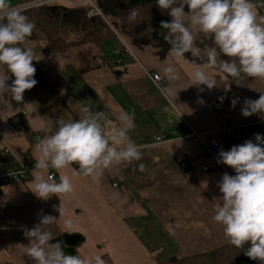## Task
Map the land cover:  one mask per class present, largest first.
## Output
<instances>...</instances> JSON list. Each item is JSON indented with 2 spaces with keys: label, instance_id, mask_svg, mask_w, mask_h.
<instances>
[{
  "label": "crops",
  "instance_id": "0c3cea01",
  "mask_svg": "<svg viewBox=\"0 0 264 264\" xmlns=\"http://www.w3.org/2000/svg\"><path fill=\"white\" fill-rule=\"evenodd\" d=\"M28 1L20 0L13 6ZM253 3L258 15L264 16V0ZM73 6L69 13L76 18L62 28L64 39L81 38L92 29L86 14ZM117 23L121 21L117 19ZM124 39L129 43L126 35ZM45 43V34L37 30L22 45L34 49L37 81L25 90L23 102L17 103L8 93L4 97L7 103L0 102V164L36 161L37 144L56 130L54 122L82 118L84 106L93 112L103 109L111 116L113 121L104 126L106 131L120 126L122 113L133 114L134 127L128 135L140 147L142 160L105 169L99 183L91 177L73 176V170H79L73 164L62 170L36 169L24 182L0 185V264H35L25 253L29 240L24 230L33 228L45 214L57 219L48 226L52 241L66 244L67 235L78 236L75 245H66L83 258L100 254L106 264H160L229 244L223 227L213 220L214 199L222 195L217 187L222 175L235 172L226 165L225 170L203 171L201 166L211 158L192 134L222 138L221 132L233 125L264 121V114L245 117L241 113L245 98L256 100L264 94V79L242 74L236 80L219 70L203 69L215 75L218 84L212 89L200 85L201 92L190 85L195 66L185 56L177 57L170 50L159 56L150 45L129 44L130 53L118 39L102 42L101 66L77 72L61 52L44 51ZM204 44L212 46L211 39L203 44L197 41L199 47ZM169 64L177 68L180 78L164 79L157 86L150 75L163 76ZM6 71V66L0 65V75ZM9 76L10 85L14 77ZM220 93L226 95L225 104L216 112L211 100ZM236 98L239 100L233 107L231 102ZM156 135H161V142L152 141ZM184 159L191 163L192 174L180 170L179 162ZM139 163L147 166L146 171L138 170ZM50 171L57 180L60 175H69L74 191L53 194L46 200L38 197L32 191L34 177L41 173L47 177ZM114 181L117 186H112ZM65 221L71 222V229Z\"/></svg>",
  "mask_w": 264,
  "mask_h": 264
},
{
  "label": "clouds",
  "instance_id": "9594fccd",
  "mask_svg": "<svg viewBox=\"0 0 264 264\" xmlns=\"http://www.w3.org/2000/svg\"><path fill=\"white\" fill-rule=\"evenodd\" d=\"M156 5L167 10L171 17L170 21L160 23V28L167 30L163 39L171 45L170 51L177 57L184 58L185 53H191L195 58L189 62L195 66L190 85L197 86L201 92L204 89L199 88L200 85L208 89L217 86L216 76L203 69L219 70L236 80L242 74L264 79V16L258 15L253 0H156ZM27 7L0 0V65L7 69L0 75L2 103H7L5 93L17 103L23 102L25 90L37 83L32 63L36 60L34 49L22 47L36 28L35 22L25 14ZM138 14L135 9L129 10L127 18L135 20ZM207 39H211L212 46L197 45V41L203 44ZM9 73L14 77L10 85L7 83ZM179 78L177 68L171 64L164 68L163 76L158 77L168 81ZM238 100H232L233 107ZM82 112L80 119L55 121L56 130L39 140L35 169L47 172L76 164L79 170L74 169L73 176L91 177L99 183L105 169L142 160L140 147L128 135L134 127L133 114L122 113L120 126L106 131L99 115L90 107L84 106ZM241 113L245 117L264 114V94L256 100L245 98ZM219 157L218 163L232 168L235 175L224 173L217 184L222 195L214 199L213 220L223 227L231 245L244 250L249 259L264 264V136L254 134V141L246 140L227 151L221 150ZM136 167L140 172L147 168L143 163ZM32 191L46 200L53 194L72 193L74 185L67 174L57 180L41 173L34 177ZM59 212L61 215V208ZM56 220L51 215H41L38 224L24 230L29 240L25 253L35 264H106L100 254L86 258L68 255L60 242L50 243L54 236L48 226ZM65 225L71 229L70 221H65Z\"/></svg>",
  "mask_w": 264,
  "mask_h": 264
},
{
  "label": "trees",
  "instance_id": "16d2710c",
  "mask_svg": "<svg viewBox=\"0 0 264 264\" xmlns=\"http://www.w3.org/2000/svg\"><path fill=\"white\" fill-rule=\"evenodd\" d=\"M105 14L112 15L115 26L127 36L129 44L136 47L150 45L155 47L159 56H164L171 49V45L164 39L167 30L160 28L161 21H170L167 10H161L156 5V0H93ZM76 9L86 14L87 6L76 5ZM74 6L64 2H52L34 5L26 8L25 14L35 22L36 28L30 38L35 36L37 30H41L46 36L44 51L61 52L68 64L77 72L94 69L102 65V42L107 39H117L114 33L105 28L100 17L89 18L92 29L78 39H64L61 35V22L64 16L69 23L76 18L70 14ZM135 9L139 14L135 20L127 18L129 10ZM85 12V13H84ZM73 15V16H72ZM80 19V18H79ZM117 19L121 23H117ZM78 20V19H77ZM184 56L192 61L191 53ZM198 62V60H197ZM254 134L264 136V128L258 123H250L241 126L237 130L226 129L221 132L222 141L229 150L234 145H240L246 140L254 141ZM58 240L52 242L56 243ZM63 245L65 254L76 255L74 248ZM247 247V245L245 246ZM251 260L244 250L229 244L222 245L211 251L183 257H173L160 264H247L257 262Z\"/></svg>",
  "mask_w": 264,
  "mask_h": 264
},
{
  "label": "built area",
  "instance_id": "2783aa9c",
  "mask_svg": "<svg viewBox=\"0 0 264 264\" xmlns=\"http://www.w3.org/2000/svg\"><path fill=\"white\" fill-rule=\"evenodd\" d=\"M52 2H64V3H71L73 5H81L82 3H88L87 9H86V16L91 17H100L102 21L105 24V28L112 31L117 39L119 40V43L122 45L123 49L126 51H130V45L129 43L124 39V35L117 29L115 24L113 23V20H111L110 15H106L102 12V10L98 7V5L93 0H31L28 2H25L21 5V7L28 5L34 6L44 3H52ZM119 62V61H117ZM152 81L159 86L161 82H163L164 79H158V77H162L158 73H152L150 75ZM226 95L225 93H220L216 95L211 100V106L216 112H220L223 105L225 104ZM99 115L100 120L103 122L104 126L107 124L112 123L111 116L105 112L103 109H97L95 111ZM262 128H264V121L257 122ZM114 124V122H113ZM241 126L240 125H233L229 129L231 130H237ZM111 128L109 131L113 130ZM195 138H197L203 145L205 152L210 156L211 161L209 163L203 164L201 166L203 171H216V170H225V165L222 163H218L219 152L221 150L227 151L226 147L221 140L222 138L214 135H202L198 132H193L192 134ZM151 141V139H150ZM152 141L154 142H161V135H156L152 137ZM36 161H20L15 162L13 164H0V185L6 184V183H16V182H24L29 179L30 175L36 170L34 168ZM179 168L181 171L185 172L186 174H192L193 168L191 163L188 160H180L179 162ZM48 175H52L55 177V173L53 171H50ZM112 186H117V181H114L112 183Z\"/></svg>",
  "mask_w": 264,
  "mask_h": 264
},
{
  "label": "rangeland",
  "instance_id": "374dc122",
  "mask_svg": "<svg viewBox=\"0 0 264 264\" xmlns=\"http://www.w3.org/2000/svg\"><path fill=\"white\" fill-rule=\"evenodd\" d=\"M20 0H10V3L13 4H17L19 3ZM113 19V17H111V20ZM62 28L64 29L66 26H70L69 20H67V17L64 16L62 22H61ZM67 36V35H64ZM251 264H257V263H251Z\"/></svg>",
  "mask_w": 264,
  "mask_h": 264
},
{
  "label": "water",
  "instance_id": "95a60500",
  "mask_svg": "<svg viewBox=\"0 0 264 264\" xmlns=\"http://www.w3.org/2000/svg\"><path fill=\"white\" fill-rule=\"evenodd\" d=\"M79 241L78 236H74V235H67L65 237V243L67 245H75L77 242Z\"/></svg>",
  "mask_w": 264,
  "mask_h": 264
},
{
  "label": "bare ground",
  "instance_id": "6f19581e",
  "mask_svg": "<svg viewBox=\"0 0 264 264\" xmlns=\"http://www.w3.org/2000/svg\"><path fill=\"white\" fill-rule=\"evenodd\" d=\"M82 5H85V7L86 6H88V3H82ZM99 7V6H98ZM100 8V7H99ZM101 9V8H100ZM102 10V9H101ZM103 12V11H102ZM104 13V12H103ZM105 14V13H104ZM89 18V17H88ZM162 138V137H161ZM17 162H20V161H17ZM55 173V172H54Z\"/></svg>",
  "mask_w": 264,
  "mask_h": 264
}]
</instances>
